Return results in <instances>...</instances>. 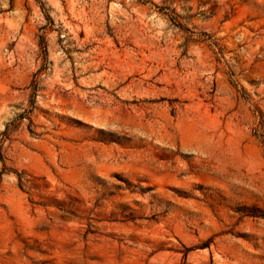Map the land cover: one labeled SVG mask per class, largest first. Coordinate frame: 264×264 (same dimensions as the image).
Listing matches in <instances>:
<instances>
[{
    "label": "rangeland",
    "instance_id": "1",
    "mask_svg": "<svg viewBox=\"0 0 264 264\" xmlns=\"http://www.w3.org/2000/svg\"><path fill=\"white\" fill-rule=\"evenodd\" d=\"M0 149V264H264V0H0Z\"/></svg>",
    "mask_w": 264,
    "mask_h": 264
},
{
    "label": "trees",
    "instance_id": "2",
    "mask_svg": "<svg viewBox=\"0 0 264 264\" xmlns=\"http://www.w3.org/2000/svg\"><path fill=\"white\" fill-rule=\"evenodd\" d=\"M37 88H38V82L37 80L34 81V86H33V90H34V95H35V92L37 91ZM31 111H25L20 117H19V120L21 119H24V118H27L29 116ZM12 125V124H11ZM16 127V125H13L12 126H7L6 130L2 133L3 135V138H2V142L6 141L7 139H9L10 135L12 134V132L14 131V128ZM0 159L3 160L4 159V156H3V152L2 150L0 149Z\"/></svg>",
    "mask_w": 264,
    "mask_h": 264
}]
</instances>
